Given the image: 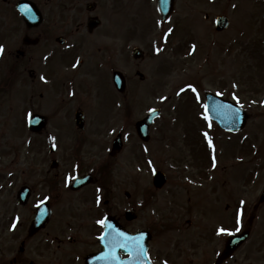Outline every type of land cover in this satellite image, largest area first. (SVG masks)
I'll return each instance as SVG.
<instances>
[{
  "label": "rangeland",
  "instance_id": "1",
  "mask_svg": "<svg viewBox=\"0 0 264 264\" xmlns=\"http://www.w3.org/2000/svg\"><path fill=\"white\" fill-rule=\"evenodd\" d=\"M35 1L44 4L48 25L56 35L69 34L72 45L84 39L81 27L76 28L87 12L83 7L78 5L75 10L61 15L64 0ZM80 2H95L97 8L93 13L101 20L92 41L79 50L84 56L88 55L85 51H90L97 67L89 75H84V70L75 72V82L82 80L77 88L76 103H61L59 91L46 88V93L41 82H25L18 87L17 94L11 89L2 95L0 199H7L14 191L16 180L9 173H19L26 165H49L50 162L47 146L30 152L31 134L24 118L33 112L63 116L79 105L87 113L86 131L80 134L77 155L80 165L87 168L103 163L114 165L121 187L133 175H138L135 165H146L139 177L146 180L149 188L152 186L150 171L156 166L168 171V177L174 179L177 178L176 165H213L215 156L216 165L222 167L208 176L209 189L205 190L208 202L212 204L216 191L226 193L228 188L230 191L236 180L233 185L236 195L242 196L247 205L253 203L254 196H259L264 186V0H176L174 14L167 22L160 20L154 0ZM204 14L211 18L226 15L229 27L216 32L210 20L204 19ZM64 16L67 23L62 21ZM169 29L171 34H168ZM192 45L196 46L194 52ZM134 47L143 51V60L131 58ZM68 49L69 46L62 48ZM109 66L121 71L126 78V90L120 97L110 83ZM67 71L72 70L67 68ZM137 71L144 74L143 81ZM84 82L90 87H84ZM234 84L237 87H233ZM188 85L197 91L193 93ZM23 86L31 91L21 95ZM181 88L185 91L177 95ZM204 91L221 93L220 97L238 104L232 99L236 96L238 105H243L248 120L235 137L213 128L209 133L204 130ZM162 97L167 99L162 102ZM155 107L161 109V116L154 121L151 138L144 144L135 133L134 123ZM118 132L122 134L124 147L116 156H110L111 141ZM205 132L214 150L208 148L202 135ZM70 141V137H65V143ZM55 145L54 156L59 165H70L72 159L64 160L63 147L59 144L58 149ZM218 179H226L227 185L218 183ZM156 196L163 199L165 192L160 191ZM262 204L256 213L253 234L239 253L252 262L255 258L264 259Z\"/></svg>",
  "mask_w": 264,
  "mask_h": 264
},
{
  "label": "flooded vegetation",
  "instance_id": "2",
  "mask_svg": "<svg viewBox=\"0 0 264 264\" xmlns=\"http://www.w3.org/2000/svg\"><path fill=\"white\" fill-rule=\"evenodd\" d=\"M1 1L0 46L4 51L0 54V100L11 89L17 94L22 83L41 82L46 93L47 89L59 91L61 103H76L82 80L75 82V72L84 70L83 74L89 75L97 67L90 51L84 52L87 56L79 52L89 45L97 30L88 29L96 17L93 13L96 3L64 0L61 4V15L78 5L87 11L76 27H81L84 39L72 45L69 34L56 35L48 25L44 4L30 0L32 5L24 18L17 9L18 0ZM204 16L214 26L217 15ZM62 21L67 23V17ZM59 37L63 43L58 42ZM67 46L68 50H62ZM67 68L72 71L68 72ZM107 70L110 75L114 67ZM42 76L44 80L40 79ZM87 86L90 87L84 82V87ZM24 88L28 87L23 86L21 95L31 91ZM42 95L40 92L39 96ZM79 111L84 113L83 128L77 122ZM86 114V109L78 105L67 115H46L45 129L31 133L30 152L51 144H57L59 149L60 144L64 160L72 161L70 165H26L19 173H9L16 184L7 199H0V264H264V259L255 258L252 262L239 255L253 234L256 213L263 205L258 195L253 203L241 205L243 199L236 195L234 180L231 190L216 191L217 196L210 204L205 190L209 189L211 165H176L174 179L168 177V171L156 166V170L166 175V182L160 188H148L146 180L139 177L146 165H135L138 175L121 187L114 165L103 163L91 168L80 165L77 155L80 134L86 131ZM67 136L71 138L69 143H65ZM55 152L56 148L49 159ZM80 176L83 180L74 185ZM217 181L227 185L226 179ZM22 189L26 190L24 202L20 196ZM160 191L165 192L163 199L156 196ZM47 206L50 218L36 228L37 210L43 207L44 212ZM238 208L241 224L236 231L234 217ZM100 219H106L105 226L96 223ZM219 228L234 234L249 230L250 236L244 244L228 252L227 240L231 235H217ZM117 233L128 239L118 237ZM141 247L146 256L137 255Z\"/></svg>",
  "mask_w": 264,
  "mask_h": 264
},
{
  "label": "water",
  "instance_id": "3",
  "mask_svg": "<svg viewBox=\"0 0 264 264\" xmlns=\"http://www.w3.org/2000/svg\"><path fill=\"white\" fill-rule=\"evenodd\" d=\"M157 5H158V10L163 18V20H166V18L171 14L173 11L174 7V0H157ZM218 29L225 28L228 25V19L225 16H221L218 18ZM98 24V21H92L90 23V28L95 27ZM134 57H139L140 56V51L138 49H134L133 51ZM114 83L116 87L119 90H123L124 88V80L122 76L118 73L115 72L114 77H113ZM206 99H207V110L212 116V118L222 127L224 128H230L233 130H237L241 128L244 125L245 119H246V114L242 113V116L238 118V120H235V122H232V115L234 116L235 114V108L230 107L228 105V102H225L223 100H220L217 97H214L212 94L207 93L206 94ZM224 104V106H222ZM221 106V107H219ZM238 110V108H237ZM238 112V111H237ZM240 112V110H239ZM160 111L156 109L155 111H151L144 119L141 121H138L136 123V129L138 132V135L143 139L146 140L148 139V127L152 123L154 117L158 116ZM83 122V115L82 113L78 114V123L80 126L82 125ZM29 125L30 129L37 131L41 128L42 126V117H39L37 115L33 116L29 120ZM115 148H119V139L117 138L115 141ZM156 183L159 185L160 182L163 181V177L157 175L155 176Z\"/></svg>",
  "mask_w": 264,
  "mask_h": 264
},
{
  "label": "snow or ice",
  "instance_id": "4",
  "mask_svg": "<svg viewBox=\"0 0 264 264\" xmlns=\"http://www.w3.org/2000/svg\"><path fill=\"white\" fill-rule=\"evenodd\" d=\"M232 7H233V8H236V5L233 4ZM171 32H172V30L169 29L168 34H171ZM195 48H196V46H195V45H192V51H193V52L195 51ZM3 51H4L3 47L0 46V54H2ZM75 66H76V65H74V67H75ZM40 79H41V80H44V77L42 76ZM45 82H46V81H45ZM232 86H233V87H237V85H235V84L232 85ZM188 89H190L193 93H195V92L197 91L196 88L193 87L192 85H188ZM184 91H185V89H184V88H181L180 91L177 92L176 94H177V95H180V94H181L182 92H184ZM217 95H222V94H221V93H217ZM166 99H167V97H162V102H163L164 100H166ZM232 99L235 100V101L239 104V100H238V98H237L236 96H233ZM198 100H199V97L197 96V101H198ZM240 107H243V105H240ZM152 111H155V109H153ZM237 118H238V114H237ZM204 119L207 120V117H205ZM202 135H203L204 139L207 141L208 148L214 150V145H213L211 139L209 138L208 133L205 132V133H203ZM212 164H213V167L216 166V158H215V156H213V158H212ZM71 179H72V180H75V177H72ZM97 191H99V189H98ZM99 199H100V198L97 197V202H98V203H99ZM240 203H241V205H243V204H244V201H241ZM234 219H235V224H236V226H237V227H236V231H239V230H240L239 226H240V224H241V211H240L239 208L237 209V211H236V213H235V217H234ZM96 223L99 224L101 227H103V226H105V224H106V219H100V220H97ZM13 227H15V225H13ZM109 227H111V226L109 225ZM216 234H217V235H234V233L230 232L229 230H227V229H225V228H219V229H217V230H216ZM117 236H118V237H123L125 240L128 239L127 237L124 236L123 233H117ZM100 239H104V237L101 236ZM121 246L123 247V246H125V245H121ZM137 255L140 256V257L146 256V253L144 252V250H143L142 247L140 248V251H139V253H138ZM112 259H115V257H112Z\"/></svg>",
  "mask_w": 264,
  "mask_h": 264
}]
</instances>
